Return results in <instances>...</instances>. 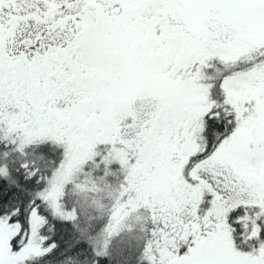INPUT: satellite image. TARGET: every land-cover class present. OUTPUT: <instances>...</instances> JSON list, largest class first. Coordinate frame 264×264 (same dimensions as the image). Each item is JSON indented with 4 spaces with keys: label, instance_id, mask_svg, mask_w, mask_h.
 <instances>
[{
    "label": "snow or ice",
    "instance_id": "6c2138e0",
    "mask_svg": "<svg viewBox=\"0 0 264 264\" xmlns=\"http://www.w3.org/2000/svg\"><path fill=\"white\" fill-rule=\"evenodd\" d=\"M0 264H264V0H0Z\"/></svg>",
    "mask_w": 264,
    "mask_h": 264
}]
</instances>
